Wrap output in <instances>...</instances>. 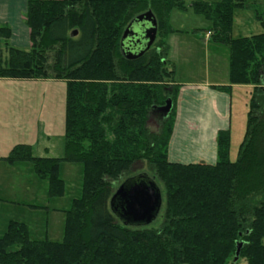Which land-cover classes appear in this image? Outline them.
<instances>
[{
	"label": "trees",
	"instance_id": "16d2710c",
	"mask_svg": "<svg viewBox=\"0 0 264 264\" xmlns=\"http://www.w3.org/2000/svg\"><path fill=\"white\" fill-rule=\"evenodd\" d=\"M25 1L30 49L5 41L0 78L65 81L64 153L36 156L20 143L2 159L31 163L50 198L64 191L61 164L79 163L82 187L64 211L60 241L32 239L25 223L10 220L0 235V264H233L238 244L246 264H264V13L255 10L259 34L232 37L234 11L254 7L247 0ZM189 9L208 22L210 43L228 50V84L213 87L229 93L234 84L253 86L233 162L228 130L217 134L214 164L167 159L179 89L169 60L170 13ZM147 10L157 20L156 37L141 57L126 59L122 34ZM0 29L7 38L9 28ZM167 99L165 116L158 108ZM154 113L157 132L147 127ZM136 162L163 190L155 227L124 225L109 207Z\"/></svg>",
	"mask_w": 264,
	"mask_h": 264
},
{
	"label": "crops",
	"instance_id": "0c3cea01",
	"mask_svg": "<svg viewBox=\"0 0 264 264\" xmlns=\"http://www.w3.org/2000/svg\"><path fill=\"white\" fill-rule=\"evenodd\" d=\"M26 9L25 0H0V28H9L7 38H5L7 31L0 29V57L3 60L8 55L7 47L4 45L5 41L9 47L25 51L30 49L29 28L24 18ZM244 9L250 10L251 8ZM238 10L243 9H237L233 13L232 37H241L233 35ZM172 15L170 13V24ZM252 17L255 19L254 23L259 26H255V32L250 33L247 31L248 33L244 36L259 34L262 31L256 15ZM171 27L174 31L167 35L169 58L171 60H174V58L192 59L193 54L196 53L195 51L198 48L200 50V45L203 43L204 47L213 49L214 54L218 55L217 58H214V63H217L218 67L221 64L222 68L221 70L220 68L213 70L216 76L212 79L209 77L207 70V74L203 78L179 79L176 81L179 89L174 105V120L167 147V159L170 162L181 164L200 162L214 164L217 160V134L219 131L228 130L230 133L229 159L233 160L236 158L239 146L244 138L253 86L234 84L231 86L229 93L214 88L213 86L228 84L229 54L227 48L210 43L207 30L203 37L194 35L193 38L187 39L188 36H185L186 32L183 29L174 28L172 25ZM199 42L201 43L199 44ZM54 83V81L46 79L0 78V86L4 88V90H0V137H2L0 140V163L7 165L5 172L10 171L9 174L7 173L8 177L11 176L15 179L16 171L19 170L18 166H26V163L29 164V162L18 161L10 164L2 158L9 153L14 145L20 144V142L29 143L25 141L24 137H17L16 141H12L16 142L14 145H11L10 142L6 143L5 140L10 134H3L2 132L4 130L21 131L22 133H25V130L31 131L36 124L33 117L35 111L42 112L41 106L49 103V101L53 102L56 95L54 92L49 93L48 90H37V87L54 85ZM14 84L18 85L19 88L25 86L27 90H19L18 88L8 90ZM58 98L60 104L64 102L61 95ZM16 182L13 185H16ZM4 193L5 188L2 181H0V209L7 211L9 207L20 205L19 202L5 199ZM25 206L46 215L51 212L60 213L65 211L48 206L36 205V207H33L34 205L28 204ZM10 220L15 219L9 218L0 221V235L4 232ZM17 221L22 222V220ZM39 236L40 239L38 240L45 237L47 239L49 233L46 231L44 235L39 234ZM49 240L58 241L59 239Z\"/></svg>",
	"mask_w": 264,
	"mask_h": 264
},
{
	"label": "rangeland",
	"instance_id": "374dc122",
	"mask_svg": "<svg viewBox=\"0 0 264 264\" xmlns=\"http://www.w3.org/2000/svg\"><path fill=\"white\" fill-rule=\"evenodd\" d=\"M185 1L189 2L192 0ZM207 1L215 2L218 0ZM247 2L252 3L254 7L250 10L243 9L236 12V25L233 29L234 36H244L248 33L247 31H249L250 33L255 32V26L259 25L254 23L255 19H253L252 16L256 15V11L264 13V0H247ZM171 13L173 14L171 25L174 28L183 29L186 32L185 36H188L187 39L193 38L194 35L203 37V35L205 34V29L209 24L201 15L195 14L190 9L189 11L173 10ZM200 43L201 42H199V44ZM201 44L202 45H200V50L198 48L195 51L196 53L193 54L192 59L174 58V60H171L169 58L174 66L175 81H178L179 79L185 80L196 79L199 77L203 78L207 74V70L209 77L212 79L216 76L213 70L217 68H220L221 70L222 65L220 64L218 67V64L214 63V58H217L218 55L214 54L213 49L204 47L203 43ZM46 80H51L55 83L54 85H42V87H37V90L42 89L48 90L49 93L54 92L56 94L55 99L53 100V102L49 101V103L43 104L41 106L42 112L35 111V115H33V117L36 124L34 125L33 129L31 131L25 130V133H22L21 131L13 132L10 130H4L2 133L10 134L5 141L6 143L10 142L11 145H14L16 143L12 141H16L15 139L17 137H24L25 141L30 144L32 152L36 156L60 157L64 153V114L66 83L65 81L55 80L52 78ZM17 88L19 90H27L25 86L23 88H19V86L15 84L12 85V87H9L8 90H16ZM0 90L2 91L4 90V88L0 86ZM60 95L64 100V102H61V104L60 99L58 98ZM147 127L153 132L158 131V113H154V115L149 117ZM1 139L2 137H0V140ZM235 160L236 158L231 161L233 162ZM26 164L27 167L24 165L18 166L19 170L16 171L17 175L14 179L11 178V176H7V173H10V171L5 172V170L7 169V165L4 163H0V181H2L3 187L5 188V193L3 195L4 197H6L5 199L20 203V205L9 207L7 211H3V209H0V221L2 222L9 218L22 220L23 223H25L26 225L28 224L27 226L30 238L38 240L40 239L39 234L44 235L45 232L48 231L49 238L47 239H59L58 241H60L63 237L65 213L63 211V213L51 212L46 215L39 211L31 210L25 205H34L35 207L36 205L48 206L50 208H59L61 210L69 209L72 200L78 198L81 194L82 165L79 163L66 162L61 164L59 168V175L64 181V191L61 196L50 198L48 196V183L36 176L31 163ZM140 173H146L148 174V176L152 175L149 167L145 163L136 162L130 168L129 173L126 175V177L128 178ZM122 178L124 179V177ZM15 182L16 185H13ZM162 191V207L156 220L149 225L151 227L158 226L162 221V214L164 209V195ZM233 264H246V260L242 257H238L237 260L233 261Z\"/></svg>",
	"mask_w": 264,
	"mask_h": 264
},
{
	"label": "water",
	"instance_id": "95a60500",
	"mask_svg": "<svg viewBox=\"0 0 264 264\" xmlns=\"http://www.w3.org/2000/svg\"><path fill=\"white\" fill-rule=\"evenodd\" d=\"M157 32V20L151 10L136 16L125 28L121 37V54L126 59L141 57L152 45ZM71 35H75L72 32ZM135 39V50L125 49V41ZM172 102L167 99L159 111L167 116ZM111 212L127 226H148L154 222L162 207V193L157 182L148 174L140 173L126 178L114 191L109 200ZM241 244L233 261L238 259Z\"/></svg>",
	"mask_w": 264,
	"mask_h": 264
},
{
	"label": "flooded vegetation",
	"instance_id": "af4514ba",
	"mask_svg": "<svg viewBox=\"0 0 264 264\" xmlns=\"http://www.w3.org/2000/svg\"><path fill=\"white\" fill-rule=\"evenodd\" d=\"M135 39L133 38V40H131V42L129 40L125 41V49H132L135 50L138 47V44H136V42L134 41Z\"/></svg>",
	"mask_w": 264,
	"mask_h": 264
},
{
	"label": "built area",
	"instance_id": "2783aa9c",
	"mask_svg": "<svg viewBox=\"0 0 264 264\" xmlns=\"http://www.w3.org/2000/svg\"><path fill=\"white\" fill-rule=\"evenodd\" d=\"M207 35H209V32L207 33Z\"/></svg>",
	"mask_w": 264,
	"mask_h": 264
}]
</instances>
